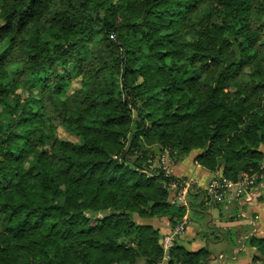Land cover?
Wrapping results in <instances>:
<instances>
[{"label":"trees","instance_id":"1","mask_svg":"<svg viewBox=\"0 0 264 264\" xmlns=\"http://www.w3.org/2000/svg\"><path fill=\"white\" fill-rule=\"evenodd\" d=\"M166 150L263 174L264 0H0V264H159L141 220L186 209Z\"/></svg>","mask_w":264,"mask_h":264},{"label":"crops","instance_id":"2","mask_svg":"<svg viewBox=\"0 0 264 264\" xmlns=\"http://www.w3.org/2000/svg\"><path fill=\"white\" fill-rule=\"evenodd\" d=\"M195 155V152L190 153V157L186 156L179 162L173 163L172 174L174 177L190 181L192 186L197 189L207 190L216 175L197 165L194 162ZM262 175L261 184L264 185V170ZM259 193L251 202L244 201L239 204L232 194H227L223 203L212 204L214 206L208 209L207 214L214 229L218 230V236L214 240L206 239L205 236L200 238L199 234L202 233V230H195L187 226L183 234L176 239V243L187 252L195 253L205 249L207 254L210 251L208 245L210 241L211 244H216V248L219 249L227 248L229 245L231 251L229 257L226 258L223 254L212 256L209 253L213 260L209 258L206 264H259L253 262L255 247L249 240L250 238L264 239V192L260 191ZM146 223L159 229L161 234L170 230L169 223L165 218H151L146 220ZM225 233L228 236H233L238 245L234 246L232 241H227ZM220 257L222 258L220 259ZM227 261L229 262L227 263Z\"/></svg>","mask_w":264,"mask_h":264},{"label":"built area","instance_id":"3","mask_svg":"<svg viewBox=\"0 0 264 264\" xmlns=\"http://www.w3.org/2000/svg\"><path fill=\"white\" fill-rule=\"evenodd\" d=\"M165 155L161 158V164L165 162ZM264 167V163H263ZM263 175L244 177L237 183L226 181L220 177H215L210 182L208 189L206 190L207 196L212 201V204H221L225 201L227 194H232L233 198L240 204L244 201L251 202L254 197L260 194V191L264 192V185L260 183V179ZM192 186L191 182L185 181L179 185V193L177 196V202L185 205V196ZM174 188V186H171ZM188 225V218L183 217L182 220L161 239V245L164 252L162 261L159 264H168L171 261L168 251L173 247L176 239L183 234L186 226ZM222 257H220L221 259ZM170 264H182L180 262Z\"/></svg>","mask_w":264,"mask_h":264},{"label":"rangeland","instance_id":"4","mask_svg":"<svg viewBox=\"0 0 264 264\" xmlns=\"http://www.w3.org/2000/svg\"><path fill=\"white\" fill-rule=\"evenodd\" d=\"M59 131H60V138L67 139V140H70V141H73V142H77L78 141L76 138H74V137H72L70 135H67L65 133H62L61 130H59ZM164 153H165L164 155H165V159L166 160H165L164 164L161 165L162 166V170L165 171L166 175H170V176L172 175L173 176L172 167H173V163L174 162L169 157L167 150L164 151ZM187 156L190 157L189 155H187ZM161 158H162V156L158 160L161 161ZM258 177H259V175H258ZM262 180H263V177L260 179V183L262 182ZM185 181H187V180L184 179L182 183H184ZM188 182H190V181H188ZM173 186H174V188H176L175 191H177V196H178V193L180 191L179 190V186L178 187L175 186V185H173ZM190 190H193V186H191ZM199 200H200L199 198L191 197L188 194H186V196H185L186 209H185V216L184 217L188 218V225L187 226L188 227H192L195 230H202V233L199 234L200 238H201V236H205L206 239L214 240V238L218 236V230L214 229V225H213L212 222H210L209 216L207 214L208 213L207 212L208 209H210L214 205H212V203H211L212 201L210 199L205 200V202L203 204V207H204L205 210L204 211H200L199 210V206H198L199 203H200ZM176 201H177V198H176ZM141 222H146V220H141ZM185 230H186V228H185ZM161 235H162V237L164 236V234H161ZM212 235H213V237H211ZM225 235H227V241H232L234 243V246L238 245V244H236V239L233 236H231V235L228 236L227 233H225ZM208 245H209V248H210L209 253L212 256H218L219 254H223L227 258V257H229V255L231 253V251L229 250V248H230L229 245L227 246V248L226 247H221V249L216 248V244H211V241L208 242ZM207 251H208V249H207ZM209 253L206 254V261L209 258L210 259L213 258V257H211V255L209 256ZM206 261H205V263H207ZM228 262L229 261H227V263Z\"/></svg>","mask_w":264,"mask_h":264},{"label":"water","instance_id":"5","mask_svg":"<svg viewBox=\"0 0 264 264\" xmlns=\"http://www.w3.org/2000/svg\"><path fill=\"white\" fill-rule=\"evenodd\" d=\"M154 151L156 152L157 155L159 154V149L158 148H155ZM160 243H161V241H160Z\"/></svg>","mask_w":264,"mask_h":264}]
</instances>
